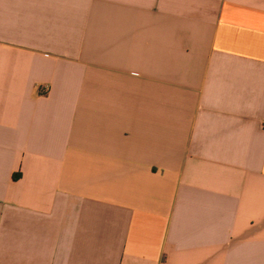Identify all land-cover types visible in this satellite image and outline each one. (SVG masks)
Here are the masks:
<instances>
[{
  "label": "crops",
  "instance_id": "1",
  "mask_svg": "<svg viewBox=\"0 0 264 264\" xmlns=\"http://www.w3.org/2000/svg\"><path fill=\"white\" fill-rule=\"evenodd\" d=\"M0 264H264V0H0Z\"/></svg>",
  "mask_w": 264,
  "mask_h": 264
}]
</instances>
